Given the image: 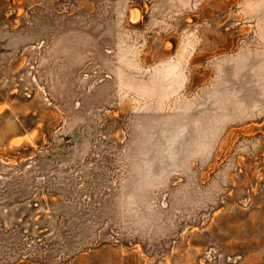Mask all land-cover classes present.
<instances>
[{
    "label": "rangeland",
    "instance_id": "rangeland-1",
    "mask_svg": "<svg viewBox=\"0 0 264 264\" xmlns=\"http://www.w3.org/2000/svg\"><path fill=\"white\" fill-rule=\"evenodd\" d=\"M0 264H264V0H0Z\"/></svg>",
    "mask_w": 264,
    "mask_h": 264
}]
</instances>
